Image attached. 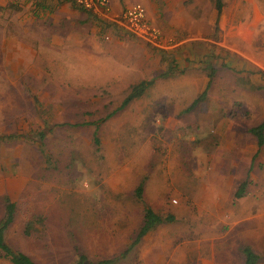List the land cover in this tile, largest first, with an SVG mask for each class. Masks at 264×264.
Masks as SVG:
<instances>
[{"label": "rangeland", "instance_id": "rangeland-1", "mask_svg": "<svg viewBox=\"0 0 264 264\" xmlns=\"http://www.w3.org/2000/svg\"><path fill=\"white\" fill-rule=\"evenodd\" d=\"M222 1L218 15L212 0H167L175 33L160 47L127 37L146 57L127 47L120 65L92 21L75 30L53 0H0V220L7 197L12 249L36 264L114 258L148 205L174 220L116 264H242L245 246L264 264V144L248 132L264 120V0ZM0 264L12 263L0 252Z\"/></svg>", "mask_w": 264, "mask_h": 264}, {"label": "trees", "instance_id": "trees-1", "mask_svg": "<svg viewBox=\"0 0 264 264\" xmlns=\"http://www.w3.org/2000/svg\"><path fill=\"white\" fill-rule=\"evenodd\" d=\"M214 4V8L216 9L217 14L219 15L223 9V1L222 0H212ZM76 7L78 5L74 4ZM91 13V12H89ZM92 14V13H91ZM216 26V23H215ZM212 74V73H211ZM156 78H152L149 80H142L131 86L130 90L127 92L125 97L122 99L119 106L116 108L118 110L123 109L129 102L133 99L139 98L142 96L148 87L152 85ZM210 84V81L206 85L205 90L195 99L194 102L202 100L206 94L207 88ZM264 87V85H263ZM249 131L255 136L256 143L258 147H261L264 144V120L259 124L252 126ZM37 137L42 140L45 137V131H39L37 133ZM94 142L98 144V139L95 137ZM245 182H242L239 185V189L236 192V196H241L242 191L245 187ZM143 185L144 182H140L134 190L135 198L138 201L143 202ZM4 208L5 212L0 220V252L2 256L8 259L12 264H36V262L27 254L23 252L16 251L12 249L9 244L5 241V232L8 226L13 222L15 215V203L12 202L9 198H4ZM174 220V216L168 214L167 216H163L155 212L150 206L146 205L143 209V219L141 224L139 225L137 231L135 232V236L129 245L121 252L118 256L114 258H105L97 261L90 260L86 255H79L75 260V264H116L120 260L124 259L129 252L141 241L142 237L145 236L150 230H153L157 225L165 222H171ZM28 228L30 227L27 224ZM28 228L25 229V233H27ZM242 256H243V264H256L258 261V254L255 253L251 247L245 246L242 248Z\"/></svg>", "mask_w": 264, "mask_h": 264}, {"label": "crops", "instance_id": "crops-1", "mask_svg": "<svg viewBox=\"0 0 264 264\" xmlns=\"http://www.w3.org/2000/svg\"><path fill=\"white\" fill-rule=\"evenodd\" d=\"M153 1H155L156 3H154ZM153 1L152 0H114L113 9H112L111 14L121 12L122 10H124L125 8H127L133 4L140 3L144 6V8L146 10L147 19L153 25L157 26L161 30V37L164 39V36H169V34L173 35L175 33V32L172 33L171 26H172V22L175 21L176 17L174 16V13L172 14L170 12L171 5L167 4V0H164V1L153 0ZM209 1L210 0H206V2H209ZM53 2L54 3L48 4V6H49L48 11L52 12L55 9H57V13L59 16L57 20L61 19V20H59L60 23L64 22V24H66L67 26L73 27V29H75V30H82L81 26H85L88 21H92L93 23L90 24V30H91V28L98 30L97 27L99 26L102 33L109 35L110 38L114 37V39L111 38L113 40V44L109 45V46L114 53L121 52L118 54H121L123 57L124 51H122V49L127 48L128 46H124L126 43H123L122 41L127 40L128 39L127 37L133 36V34L124 25H122L119 22L115 23V22L109 21V20L98 19L97 17H95L91 13H89L88 11H86L84 9H79L74 4L68 2L67 0H53ZM163 2H164V4H163ZM199 9L194 10V13H192L190 15H192L193 18H195V15L197 16L200 12ZM64 11H68V13L61 15L62 12H64ZM180 11L181 10H179V12ZM244 28L248 29L246 24L240 25L239 27H237V30L238 31L245 30L246 34H249V33H247V30ZM239 35H240V33H239ZM108 38L109 37H106V39H108ZM245 40L246 41L250 40V34H249L248 38H245ZM106 48H108V46L104 47V49H106ZM128 48H130V50H128V51L135 52L137 54L136 56L138 58L141 57L142 59H144L146 57V48L144 46L132 45ZM149 52H150L149 55L152 57V51L149 50ZM158 54L161 55V53H158ZM127 57H128V55H127ZM125 59H126V57H123L119 64L122 65V63L124 62ZM153 60L155 63V67H157V66H160L159 63L161 64L162 57H160V58L156 57ZM141 79H145V78L143 77ZM126 94L127 93H125V95ZM144 94H146V91ZM125 95L123 96V98L125 97ZM142 96H140V97H142ZM137 99L138 98L133 99L126 106H128L130 103L134 102ZM248 132L251 133L250 131H248ZM258 260H259V258H258ZM242 264H243V261H242ZM256 264H258V261L256 262Z\"/></svg>", "mask_w": 264, "mask_h": 264}, {"label": "built area", "instance_id": "built-area-1", "mask_svg": "<svg viewBox=\"0 0 264 264\" xmlns=\"http://www.w3.org/2000/svg\"><path fill=\"white\" fill-rule=\"evenodd\" d=\"M87 11L95 12L100 9L104 13H111L114 0H71ZM93 12V13H94ZM115 22L124 25L135 38L141 39L150 45L162 46L160 29L153 25L146 17V10L140 3L133 4L121 12L112 14Z\"/></svg>", "mask_w": 264, "mask_h": 264}]
</instances>
